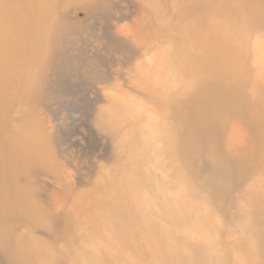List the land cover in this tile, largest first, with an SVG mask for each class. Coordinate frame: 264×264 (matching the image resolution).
Instances as JSON below:
<instances>
[{
  "label": "rangeland",
  "instance_id": "rangeland-1",
  "mask_svg": "<svg viewBox=\"0 0 264 264\" xmlns=\"http://www.w3.org/2000/svg\"><path fill=\"white\" fill-rule=\"evenodd\" d=\"M2 55L0 264H264V0H0Z\"/></svg>",
  "mask_w": 264,
  "mask_h": 264
},
{
  "label": "bare ground",
  "instance_id": "bare-ground-1",
  "mask_svg": "<svg viewBox=\"0 0 264 264\" xmlns=\"http://www.w3.org/2000/svg\"><path fill=\"white\" fill-rule=\"evenodd\" d=\"M23 18H21V19L23 20ZM14 44H15V41L13 39V45ZM5 57L6 56L2 55L0 57V61L3 60L2 62H7ZM6 66L8 69L13 68V66L10 67L8 62H7ZM194 98H195V100L192 101V103H191L192 108L190 109V112L188 113V117L191 119V121L194 122L193 128L195 129V133L191 132L192 133V139H191L192 141L190 140L191 141L190 143H191V145H193V147L191 146L193 148V150L190 153V157L189 156L188 157L191 158V154L198 151L197 147H202L204 149V151L210 152V154L212 156L210 170L213 172V174L215 173L216 178L217 179H221L222 177L228 178V177L232 176L233 171H232V169L228 170V168H227L228 167V160L224 156H222L220 153L219 140L216 139V136H214V135L211 136L210 134H206V132L210 133L209 132L210 127H209V125H207L208 121H206L207 123L205 122L206 124L204 123V121H202L203 120L202 119L203 110L201 109V107H200L201 105L199 103L203 102V99H199V96L198 97L195 96ZM19 142H21V141H19ZM22 143H24V141ZM191 147H189V148L192 149ZM3 162H4V159H3ZM4 169H5V167H4ZM0 203H3V202H0ZM121 208H123V207H121Z\"/></svg>",
  "mask_w": 264,
  "mask_h": 264
}]
</instances>
